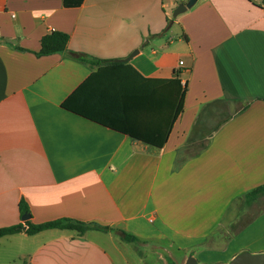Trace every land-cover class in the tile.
I'll return each mask as SVG.
<instances>
[{
  "label": "crops",
  "instance_id": "crops-1",
  "mask_svg": "<svg viewBox=\"0 0 264 264\" xmlns=\"http://www.w3.org/2000/svg\"><path fill=\"white\" fill-rule=\"evenodd\" d=\"M182 2L0 0V228H25L0 238L8 264H128L122 231L145 248L163 242L169 258L182 251L180 264L193 248L201 249L191 256L216 262L246 249H231L239 236L226 241L252 206L245 195L264 185V1L198 0L173 19L182 38L165 40L162 28ZM53 31L69 35L66 51L36 56ZM99 60L121 64L97 84L130 98L121 116L131 125L154 118L160 94L151 81L179 72L184 107L163 147L62 107ZM83 106L95 108L87 97ZM21 201L31 224L67 218L109 230L27 235Z\"/></svg>",
  "mask_w": 264,
  "mask_h": 264
},
{
  "label": "trees",
  "instance_id": "trees-1",
  "mask_svg": "<svg viewBox=\"0 0 264 264\" xmlns=\"http://www.w3.org/2000/svg\"><path fill=\"white\" fill-rule=\"evenodd\" d=\"M83 0H63L65 7H79ZM69 42V35L66 33L53 31L44 35L40 40V47L34 54L38 57L49 56L52 54L66 51ZM83 62H91L84 55L75 54ZM100 64L97 71L92 73L79 88L63 102L62 107L68 111L76 113L84 118L90 119L114 131L128 135L129 137L142 141L148 145L161 148L166 143L174 122L182 113L184 107V97L187 85L181 84L179 72H175L170 79H161L151 81L155 84V90L159 89V101L156 102L154 118L147 124L131 125L126 116L131 112L130 98L128 96H117L116 93L109 90L105 93L104 84H97L101 74L107 68H119L121 64L113 61L99 60ZM89 98L94 102L95 112L83 106V98ZM122 98V99H121ZM145 113L150 111L148 106L144 107ZM122 115V116H121ZM151 115V114H148ZM264 196V185L255 188L244 197V205L251 206ZM21 216L29 213L28 206L23 201L19 204ZM27 235H34L38 232L48 229H60L75 231L82 235L89 230L108 231V227H100L87 224L72 219H59L39 225L31 224L26 221ZM23 229L22 224L13 225L6 228H0V238L20 233ZM122 241L127 243H136L138 238L124 231L119 232ZM171 263V261H170Z\"/></svg>",
  "mask_w": 264,
  "mask_h": 264
},
{
  "label": "rangeland",
  "instance_id": "rangeland-1",
  "mask_svg": "<svg viewBox=\"0 0 264 264\" xmlns=\"http://www.w3.org/2000/svg\"><path fill=\"white\" fill-rule=\"evenodd\" d=\"M164 3H170L173 0H163ZM258 3H262L264 0H255ZM180 16V15H179ZM173 21L172 13H171V19L165 22L164 27L162 28V37L165 40H169L170 38H182V32L180 28L177 25H170V22ZM246 207L241 204V210L244 211ZM241 216L238 222L233 227L232 231H228V234H232V237L229 238L226 242H229L230 239L238 237L237 241L234 243L235 245L232 246L231 249H235V247H239V245L245 247L246 249L239 252H247L252 254H257L259 252H254L255 249H259L258 243L261 244L264 243V219L261 217L264 216V198L261 200H258L257 203L253 204L250 208H246ZM227 217V216H226ZM262 218L263 220L261 223H259L257 226L253 228V230L249 233H247L245 236L241 235L242 230H239L243 227L247 228L250 224H253L258 218ZM251 221V222H250ZM248 223V224H247ZM247 224V225H246ZM239 230V231H238ZM241 233V234H240ZM8 243L4 242L0 247V261L2 264H8L9 261V254H8ZM164 243L161 242V247L157 248H149V247H142L136 243H129L127 245H124L123 253L124 256L127 258L128 264H180L182 258L184 257V253L180 250H177L175 248L170 249L172 251V256L169 258L167 252L163 250ZM201 249V248H200ZM199 248H193L188 253V257L186 260L191 256L190 253H194L195 255L198 254L200 251ZM261 249V248H260ZM238 253V254H239ZM264 253V252H263ZM236 254V255H238ZM235 255V256H236ZM234 256V257H235ZM173 257V258H172ZM199 264H227L230 260L226 258L222 262H216L213 260V256H206L205 258H199L196 256H192ZM169 259H171L169 261ZM173 259L177 260L176 262L173 261ZM229 259V260H228ZM184 262V263H185ZM21 263V262H17Z\"/></svg>",
  "mask_w": 264,
  "mask_h": 264
},
{
  "label": "water",
  "instance_id": "water-1",
  "mask_svg": "<svg viewBox=\"0 0 264 264\" xmlns=\"http://www.w3.org/2000/svg\"><path fill=\"white\" fill-rule=\"evenodd\" d=\"M197 1L198 0H186V2L179 3L172 12V18L173 19L177 18L179 15H182L186 11L190 10L197 3ZM172 24L173 21L170 22V25ZM136 54H138V50L133 51L126 59L114 60V61L127 62ZM29 218H30L29 214H24L21 217L22 221H27ZM184 264H199V263L192 256H190ZM227 264H264V253L252 254V253L242 252L236 255Z\"/></svg>",
  "mask_w": 264,
  "mask_h": 264
},
{
  "label": "built area",
  "instance_id": "built-area-1",
  "mask_svg": "<svg viewBox=\"0 0 264 264\" xmlns=\"http://www.w3.org/2000/svg\"><path fill=\"white\" fill-rule=\"evenodd\" d=\"M263 11H264V4H263Z\"/></svg>",
  "mask_w": 264,
  "mask_h": 264
}]
</instances>
